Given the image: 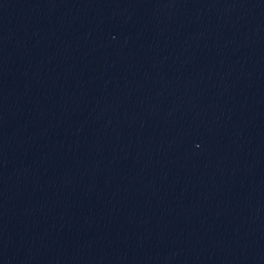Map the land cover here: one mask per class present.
I'll list each match as a JSON object with an SVG mask.
<instances>
[{"label": "water", "instance_id": "obj_1", "mask_svg": "<svg viewBox=\"0 0 264 264\" xmlns=\"http://www.w3.org/2000/svg\"><path fill=\"white\" fill-rule=\"evenodd\" d=\"M0 264H264V0H0Z\"/></svg>", "mask_w": 264, "mask_h": 264}]
</instances>
